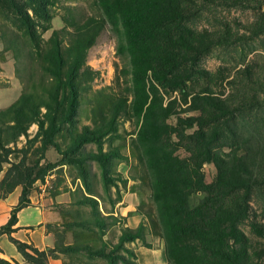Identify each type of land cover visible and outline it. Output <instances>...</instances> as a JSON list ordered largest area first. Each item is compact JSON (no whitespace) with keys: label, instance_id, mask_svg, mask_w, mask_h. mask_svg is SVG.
I'll return each instance as SVG.
<instances>
[{"label":"trees","instance_id":"obj_1","mask_svg":"<svg viewBox=\"0 0 264 264\" xmlns=\"http://www.w3.org/2000/svg\"><path fill=\"white\" fill-rule=\"evenodd\" d=\"M56 2L0 0V6L10 12L21 30L7 47L19 62L23 51L25 59L41 74L39 82L32 80L12 103L0 108V170L2 163L8 162L12 150L9 145L21 135L27 136L29 127L36 124L37 131L30 141L40 142L36 147L39 158L53 146L65 164L76 165L86 194L82 193L75 204L91 209L92 220L63 225L86 228L91 233L79 232L88 240L84 244H55L43 250L13 238L17 212L29 205L26 181L34 168H27L24 162L10 163L0 181V197L20 183L23 186L18 203L0 226V234L9 236L23 262L0 256V264H48L57 252L82 250L88 259L100 257L105 264H139L134 251L124 244L144 241L142 226L123 229L114 244L92 234L97 228L103 235L117 220L99 210L94 197L97 195L89 184L88 165L98 164L105 190L115 185L109 171L112 161L123 155L112 142L121 136L119 123L124 114L134 116L138 124L129 151L137 169L140 164L149 170V176L139 180L147 181L151 190L156 215L147 217L164 241L166 264H264V224L255 220L250 205L254 190H264V144H258L252 154L238 152L237 148L225 157L219 150L234 145L235 123L242 116L259 130L256 111L264 109V67L249 63L239 68L228 81L232 88L227 94L214 89L222 82L219 72L197 67L200 58L217 46L257 41L264 49V0H98L101 17H86L72 31L66 27L53 30L43 42L38 28L50 27L51 8ZM211 6L254 11L255 16L242 26L243 32L228 26L199 30L188 25L189 19ZM106 23L118 33L116 53L127 59V66L118 71L117 89L110 85L93 90L92 83L100 73L86 63V58ZM121 76L126 79L123 86ZM197 82H202L201 88L190 90V84ZM92 90L93 96L86 98ZM169 93L189 97L185 103L191 114L182 116L175 110L176 97L165 100L164 94ZM81 103L90 104L91 123L79 127ZM171 116L177 117L175 125L167 123ZM58 137L65 139L64 148ZM182 140L187 141L184 146L179 143ZM86 144H94L96 150H85ZM180 148L188 155L179 156ZM207 161L216 169L211 182L205 181L201 170ZM12 167L15 173L11 175ZM197 193L203 196L192 204L190 198ZM245 221H250L253 235L263 243L262 249L256 250V240L242 230ZM52 226L47 224V230L53 231ZM97 241L100 246L96 248Z\"/></svg>","mask_w":264,"mask_h":264},{"label":"rangeland","instance_id":"obj_2","mask_svg":"<svg viewBox=\"0 0 264 264\" xmlns=\"http://www.w3.org/2000/svg\"><path fill=\"white\" fill-rule=\"evenodd\" d=\"M97 1L57 0L56 4L51 8L52 19L50 27L46 30L38 28L43 42L49 38L53 30H61L66 27L68 31H72L74 25L86 17H101L102 12ZM262 10L264 11V5ZM254 16V11L241 10L235 7L211 6L189 19L188 25L199 30H220L228 26L233 31L243 32L242 26L250 23ZM15 34H21L20 28H18L10 12L0 6V108L12 103L22 92L23 86L32 84V80L39 82L41 79V74L38 70H35L36 65L30 64V61L25 59L23 51L20 53L19 62L14 59L12 49L7 47ZM62 34H64V39L66 40L65 32ZM117 42L118 33L115 32L111 24L106 23L95 44L89 49L86 58V63L100 73L92 83L93 90L107 88L110 85H113L115 89L118 88L115 78L118 71L127 66V59L116 53ZM249 63L264 67V49L257 41L232 47H214L200 58L197 62V67L211 72H219L222 82L215 86L214 89L218 93L227 94L232 88L228 81L233 78L239 68ZM125 80L123 76L120 77V86H123ZM201 84L202 82L191 83L189 88L196 91L201 88ZM93 90L86 94V98L93 96ZM164 96L165 100H168V97L171 99L176 97L175 110L181 112L182 116L191 114L187 110L188 103H185L189 100V97L182 98L181 95L176 93L164 94ZM89 109V103H81L78 114L79 127L91 123L88 119ZM256 112L260 132L248 121L249 118L242 116L236 120L237 137L232 143L234 145L230 148L226 146L219 148L225 157L231 155L232 151L237 148H239L238 152L252 154V150L259 147L258 144L262 142L264 144V109H258ZM251 117L255 118V115H251ZM176 122V116H171L167 119L168 124L175 125ZM137 129L138 124H136L134 116L124 114L121 117L119 123L121 136L113 140L112 146L119 147L123 157L112 161L109 175L115 180V185L110 186L109 190H105L103 186L98 164L91 162L88 165L90 170L89 184L94 194L97 195L94 197L97 199L99 210L102 214H111V217L117 220L106 228L103 235L98 234L97 228H93L94 233L92 234L95 235L97 233V237L99 235L105 242L114 244L117 243L123 229L135 230L142 226L144 241L136 239L133 242H126L124 245L134 251L139 264H166L164 241L156 233V227L148 218L149 216L154 218L156 215L151 190L147 181L141 182L139 180L141 176H149V170L145 166H140V164L137 169L136 161L130 156L129 144ZM36 131L37 125L32 124L28 129L27 136L21 135L16 143L9 145L12 148L11 153L7 156L9 163H2L0 181L11 166L10 163L20 164L24 162L27 168H34L32 176L26 181L29 184V193L27 194L29 205L31 203L35 204L36 200L46 199L47 206L51 210H59L63 214H65V210L69 211L71 221L75 223L92 220L89 205L75 204L81 198L82 193H85L79 169L76 165L65 164L59 151L53 146L48 147L43 157L39 158V151H37L36 147L40 142L30 141V139L34 138ZM186 132H191V129ZM57 141L64 148L65 139L58 137ZM186 142V140L179 141L181 146H184ZM103 147L104 150L107 149V144ZM84 149L90 151L96 150V147L94 144H86ZM177 154L181 157L188 155L183 148H180ZM201 170L206 182H211L214 179L216 169L212 162H204ZM13 173H15V169L12 167L11 175ZM22 186L23 183H20L13 189V191L16 190L19 193V197ZM124 192L129 193V199H123ZM202 196L203 194L200 193L192 195L190 198L191 203H197ZM66 199H69L68 206H65ZM250 205L256 215L255 220L264 224V190H254L251 195ZM120 206L125 207L123 212L119 210ZM130 207H132L131 210L128 209ZM1 212H3V209ZM33 214H35L34 209H26L22 213V218L26 221H33ZM111 220L110 218L109 222ZM63 224L65 223H59L58 225L54 223L52 226L57 246L61 247L67 243L84 244L88 242L87 238L80 234L81 232L90 234L91 232L88 229L73 226L66 228ZM250 224V221H245L241 224V228L249 237L256 240L254 242L256 250L262 249L263 243H260L259 239H256L253 235ZM94 246L96 248L99 247L100 242H95ZM57 256H61L63 262L67 264H105V260L100 257L95 260L88 259L85 250L78 253L57 252Z\"/></svg>","mask_w":264,"mask_h":264},{"label":"crops","instance_id":"obj_3","mask_svg":"<svg viewBox=\"0 0 264 264\" xmlns=\"http://www.w3.org/2000/svg\"><path fill=\"white\" fill-rule=\"evenodd\" d=\"M128 194V192H124L123 199H129ZM123 199L122 201H124ZM18 200L19 193L16 192V190L10 192L5 197H0V226L6 223L10 216L11 208L18 203ZM68 202L69 199H66L65 206H68ZM29 208L35 210L33 221H26L22 218V213ZM124 208L125 207L120 206L119 210L123 212ZM2 209L3 212H1ZM128 209L131 210L132 207ZM70 221L71 215L69 211L65 210V214H63L59 210H51V208L47 206L46 199L36 200L35 204L31 203L17 212V222L13 225L14 231L11 233V236L19 241L32 243L40 250L53 248L55 245V236L52 231L47 230L46 225L54 223L58 225L59 223H68ZM0 249V256L2 258L10 261L15 260L20 263L23 262L21 254L9 240V236L5 233L0 234ZM48 264H63V259L61 256L49 258Z\"/></svg>","mask_w":264,"mask_h":264}]
</instances>
